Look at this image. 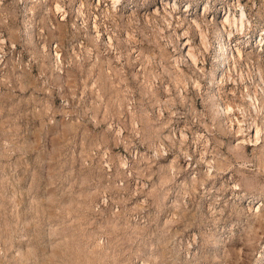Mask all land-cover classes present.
Here are the masks:
<instances>
[{
  "label": "rangeland",
  "instance_id": "rangeland-1",
  "mask_svg": "<svg viewBox=\"0 0 264 264\" xmlns=\"http://www.w3.org/2000/svg\"><path fill=\"white\" fill-rule=\"evenodd\" d=\"M166 1L0 0V264H264V121L231 147L176 20L238 0Z\"/></svg>",
  "mask_w": 264,
  "mask_h": 264
},
{
  "label": "built area",
  "instance_id": "built-area-1",
  "mask_svg": "<svg viewBox=\"0 0 264 264\" xmlns=\"http://www.w3.org/2000/svg\"><path fill=\"white\" fill-rule=\"evenodd\" d=\"M252 4V9L233 1L219 5L220 15L233 12L239 20L235 18L217 31L210 49L223 102L232 105L233 121L244 119L245 126L264 121V22L253 11L255 0Z\"/></svg>",
  "mask_w": 264,
  "mask_h": 264
},
{
  "label": "bare ground",
  "instance_id": "bare-ground-1",
  "mask_svg": "<svg viewBox=\"0 0 264 264\" xmlns=\"http://www.w3.org/2000/svg\"><path fill=\"white\" fill-rule=\"evenodd\" d=\"M113 2H115V3H117L119 0H112ZM165 1V2H164ZM160 2H161V4H163V3H169L170 4V2H168V1H166V0H160ZM238 4L241 6L242 5V2L240 1V0H238ZM171 5V7L173 8V9H176V8H178L179 7V5H178V2L177 1H175V3L172 5V4H170ZM178 5V6H177ZM60 4H57V6H56V8L57 9H60ZM167 7H165L163 10H165ZM211 5L209 4V2L207 1V3H205V5L203 6V9H202V11H200V13L202 14V16H204L203 18H205L206 17V20H210L211 22H213V21H215V19L216 20H218L219 22H220V29L221 28H224L225 27V25L226 24H228V23H230L232 20H234L235 18L237 19V20H239V17L238 16H236L233 12H230L229 14H227L226 16H225V14H226V12H224V13H222L221 15H219L218 17H220V19H218L216 16H210V10H211ZM155 11V10H154ZM190 9L189 8H187V10L185 11V12H187V15H190ZM160 13L158 10H156L155 11V13ZM166 12V11H165ZM169 12V11H168ZM168 12H166V13H168ZM171 12V11H170ZM174 12V11H173ZM165 13V14H166ZM170 14V13H169ZM244 14H245V11L244 10H242V12H241V15L242 16H244ZM166 16V15H165ZM164 16V17H165ZM179 16V15H178ZM177 16V17H178ZM184 16V15H183ZM208 16H209V18H208ZM167 17V16H166ZM179 18H181L180 16L178 17V19H176L177 20V22L179 23V26L181 25V27H182V29H183V32H182V39H185V41H183V46H182V48L186 51V54L188 55V58L190 59V61L192 62V64H193V66L194 65H197L198 64V59H199V57H198V55H197V53H196V47H197V45L196 44H194V42H192L191 41V39H190V35H192L191 33L192 32H194V31H196L197 32V34L199 35V37H200V42H199V46L201 47V48H203V50H205L206 51V53H209L210 52V49L212 48V46H213V40L210 38V35H209V31L208 32H206L205 31V28L204 27H202V23H201V21L200 20H198L196 17H190V19H189V22L188 23H190L188 26H187V28H185L184 29V24H182L183 23V21H182V18L181 19H179ZM184 18H187V17H184ZM180 20L182 21V23L180 24ZM205 20V19H204ZM130 21V20H129ZM175 21V20H174ZM96 22V21H95ZM170 22V21H169ZM172 22V21H171ZM177 22H176V24H177ZM207 22V21H206ZM170 24V23H169ZM174 24V23H173ZM168 25V24H167ZM97 26V25H96ZM96 26H94V27H96ZM168 27V26H167ZM185 27H186V25H185ZM95 29V28H94ZM219 29V30H220ZM218 30V31H219ZM98 33V32H97ZM174 33V32H173ZM180 34H178V35H180ZM97 36H100V34L98 33L97 34ZM109 37H107V42H106V46H107V48H113V47H115L114 46V41H113V36H111V35H108ZM129 37V36H128ZM133 37V36H132ZM131 36H130V38H132ZM163 37V36H162ZM177 37V36H176ZM127 38V37H126ZM134 39V38H133ZM127 40V39H126ZM137 40V39H136ZM178 40V39H177ZM134 42V41H133ZM167 42V41H166ZM177 42V41H176ZM172 44V43H171ZM172 46H173V44H172ZM198 46V47H199ZM107 50V49H106ZM206 63V60L204 61V63L203 64H205ZM180 69V68H179ZM210 82H212L213 83V85H214V83H215V81H213V80H211ZM197 83V82H196ZM195 83V84H196ZM200 87V86H199ZM214 87V86H213ZM220 89H219V87L217 86V89L214 91V95H215V97L219 100V102H220V104H221V115H220V117H223L224 119H227V120H229V122L230 123H228V124H226L227 123V121L226 120H224V119H222V121H226V131H228L231 135H232V137H234L235 138V140H236V142L235 143H233V145H231V147H233L234 149H236L237 151L239 150H241V151H243V152H246V148H247V145H251V146H256V145H259V144H261V142H262V127L259 125V123H257L256 125H254V126H250V125H247V126H245L244 124H243V121H244V119L242 120V119H240V118H237V121H233L234 119H233V115L231 114V108H232V105L230 104V103H228V104H225L224 102H223V99H222V96L220 95V91H219ZM181 96H183V94H180ZM224 124V123H223ZM235 124L237 125V128H235ZM185 126V125H184ZM244 127H247L248 129H249V131H247V129H245ZM185 127H181L180 129H179V136H180V139H183V140H186V138H187V134H186V132H185V129H184ZM176 131V130H175ZM228 135V134H227ZM198 136H200V137H205V138H207V140H206V142H207V144L206 145H204V146H206L205 147V149H204V151H202L201 153V161L200 162H203V163H205V166L207 167V169H208V171H209V173L210 174H213L214 172H215V170H218V169H220L221 168V165H220V163L218 162H216L214 159L215 158H213L212 157V160H209L208 159V155H207V152H208V143L210 142L209 140V138L208 137H206V135L205 134H202V133H198ZM182 140V141H183ZM210 147V146H209ZM188 155H190V153L188 152L187 153V155L186 156H188ZM243 155V154H242ZM212 156V155H211ZM244 157V156H243ZM187 160H188V163H187V166H188V164H190V160H191V157H188L187 158ZM174 166V165H173ZM227 166V165H226ZM230 166V165H229ZM225 167V166H224ZM223 168V167H222ZM225 168H227V167H225ZM229 168V167H228ZM224 169V168H223ZM220 171V170H219ZM216 173V172H215ZM218 173V172H217ZM209 174V175H210ZM228 180V179H227ZM228 184V183H227ZM235 184V183H234ZM232 185V184H231ZM236 185V184H235ZM235 188H237V186H235ZM260 209H259V207L258 208H256L255 209V211H259Z\"/></svg>",
  "mask_w": 264,
  "mask_h": 264
}]
</instances>
